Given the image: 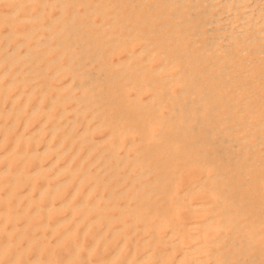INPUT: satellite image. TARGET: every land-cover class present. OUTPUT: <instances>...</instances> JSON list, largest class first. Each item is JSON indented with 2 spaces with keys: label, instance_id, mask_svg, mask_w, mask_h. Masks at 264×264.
Masks as SVG:
<instances>
[{
  "label": "bare ground",
  "instance_id": "obj_1",
  "mask_svg": "<svg viewBox=\"0 0 264 264\" xmlns=\"http://www.w3.org/2000/svg\"><path fill=\"white\" fill-rule=\"evenodd\" d=\"M47 1L0 0V261L264 264V0Z\"/></svg>",
  "mask_w": 264,
  "mask_h": 264
},
{
  "label": "rangeland",
  "instance_id": "obj_2",
  "mask_svg": "<svg viewBox=\"0 0 264 264\" xmlns=\"http://www.w3.org/2000/svg\"><path fill=\"white\" fill-rule=\"evenodd\" d=\"M63 1H64V3H63ZM54 2H57V3H55V4H52V3H54ZM43 4V3H42ZM53 5V6H49V5ZM64 4L66 5L67 4V2H66V0H48L47 1V5H46V2L43 4V6L41 7L42 9H43V11L45 12V13H43V20L44 21H48L50 18H52V16H53V18L54 17H59V19H60V21H63V19H62V17H60L59 15H62V14H66L67 13V10H69L68 12H70L71 11V9H72V4H68V5H66V6H64ZM45 5V6H44ZM55 5V6H54ZM64 6V7H63ZM44 7H45V9H44ZM52 7H53V10H52ZM55 9V10H54ZM57 9V10H56ZM51 10V11H50ZM49 11V12H48ZM56 13H58V15L56 14ZM45 14V15H44ZM50 14V15H49ZM57 15V16H56ZM51 16V17H50ZM48 17V18H47ZM68 20V19H67ZM66 20V21H67ZM65 38V37H64ZM71 36L69 37V38H66L65 39V41H66V43H70L69 41H71ZM52 40V41H51ZM51 40H50V42H52V43H54L55 41L54 40H56V38L54 37L53 39L51 38ZM60 49H56L55 51L53 50L52 51V55H55V54H57L58 53V51H59ZM68 54H69V52L66 54V56L64 57L63 56V58L61 57L60 59L61 60H59V61H57V62H55V63H57V65L53 62V63H51V64H53V66L51 65V64H49L48 66L46 65V67L44 66V71L45 72H43V73H47L46 75H48V77H47V80H51L52 78V76H51V72H53V70L54 69H57V68H59V67H61L62 65L64 66L67 62H68ZM117 55H115V56H113L112 57V60H116L117 59ZM29 58H30V60H31V57L30 56H26V57H22L21 59H23V60H25L26 61V64L23 66V68L25 67H29V63H31V65L33 66L34 65V63L36 64V62H35V60L36 59H32L31 61H29V63H27L28 62V60H29ZM28 59V60H27ZM34 60V61H33ZM61 61V62H60ZM75 62V63H74ZM80 62V60L79 59H74V61H73V64H86V61H84L83 59H81V62ZM83 62H85V63H83ZM61 63V64H60ZM55 64V65H54ZM68 64V63H67ZM2 65V67L4 66V64H1ZM1 65H0V70H1ZM27 65V66H26ZM39 65L41 66V65H43V62H41V64L39 63ZM51 66H52V68H51ZM56 66H57V68H56ZM18 66L17 65H14V66H12V70H14L15 68H17ZM48 67H49V69H48ZM24 68V69H25ZM46 68V69H45ZM54 68V69H53ZM7 75V74H6ZM6 75H4V77H2L1 78V80L0 81H2L3 83L5 82V81H7V79L9 78V76L7 77ZM6 76V77H5ZM50 76V77H49ZM49 78V79H48ZM54 79V78H53ZM64 82H66V81H70V78H69V76L68 75H65V77H63V78H61ZM79 79H80V77H79ZM60 80V79H59ZM53 80H51V82H52ZM56 81V80H55ZM54 81V82H55ZM34 82V81H33ZM77 82V81H76ZM76 83L75 82H73V84L72 85H75ZM77 85V84H76ZM126 169H120V170H118V171H120V173L123 171H125ZM13 235V234H12ZM26 236H27V231H26ZM26 238V237H25ZM41 238H38L37 239V241H39ZM24 241H25V239H24ZM27 251L29 252V253H27ZM30 251H32V252H30ZM34 251V252H33ZM33 253H35V250H34V247H32V248H29V249H26V252H24L23 253V260H33V258H34V254ZM81 260V262H78V261H80ZM84 260V261H83ZM86 261V259L85 258H81V259H77V262L79 263V264H83L84 262ZM0 263L1 264H6L5 262L3 263V261H0Z\"/></svg>",
  "mask_w": 264,
  "mask_h": 264
}]
</instances>
